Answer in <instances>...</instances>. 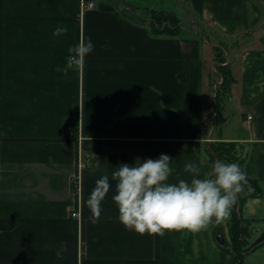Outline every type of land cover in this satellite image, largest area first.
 Wrapping results in <instances>:
<instances>
[{"label": "crops", "instance_id": "1", "mask_svg": "<svg viewBox=\"0 0 264 264\" xmlns=\"http://www.w3.org/2000/svg\"><path fill=\"white\" fill-rule=\"evenodd\" d=\"M157 15L176 19L177 34L155 33ZM58 26L67 34L53 36ZM81 37L94 51L65 75ZM219 53L232 79L220 115ZM220 143L260 187L240 211L239 256L231 213L163 237L119 222L120 164L167 154L169 182L191 179L188 162L202 178ZM104 175L111 188L92 224L86 201ZM262 234L264 0H201L200 12L194 0H0V264H264V238L248 249Z\"/></svg>", "mask_w": 264, "mask_h": 264}, {"label": "clouds", "instance_id": "2", "mask_svg": "<svg viewBox=\"0 0 264 264\" xmlns=\"http://www.w3.org/2000/svg\"><path fill=\"white\" fill-rule=\"evenodd\" d=\"M67 26H58L53 36L67 34ZM94 44L83 37L68 49V69L83 70L85 58L94 51ZM173 159L167 154L158 158H136L134 164L122 163L112 173L116 181L112 200L118 209L119 222L126 230L140 235H159L165 232L187 231L198 233L207 230L213 222L219 224L230 216L238 196L253 189L248 184L245 170L238 163L216 161L210 172L202 176L201 168L192 162L184 165L191 179L169 182L174 169ZM111 188L107 175L95 181L86 201L91 212L90 222H99L105 200Z\"/></svg>", "mask_w": 264, "mask_h": 264}, {"label": "trees", "instance_id": "3", "mask_svg": "<svg viewBox=\"0 0 264 264\" xmlns=\"http://www.w3.org/2000/svg\"><path fill=\"white\" fill-rule=\"evenodd\" d=\"M194 5L198 12L201 11V0H194ZM153 29L155 33H165L167 35H176L179 29V25L176 19L165 16L157 15L154 17ZM225 59L222 53L217 55L216 65H215V74L218 75L220 83L217 84L214 93V107L217 109L218 102H223L228 93L230 86L232 84V79L230 78L229 72L226 69V66L223 65ZM217 112V111H216ZM233 151V146L229 144H211L209 146V152L212 157L213 163L216 161H224L228 163H233L230 158ZM231 159V160H230ZM230 160V161H229ZM248 184L253 189L251 192L247 191V186L245 187V192L238 196L237 202L231 209V225H230V235L233 250L239 256L242 249L245 247V237L247 236V228L244 225L243 220L240 217V211L243 205L252 198L256 193L260 192V187L257 182L248 178ZM238 264H242L239 261Z\"/></svg>", "mask_w": 264, "mask_h": 264}, {"label": "rangeland", "instance_id": "4", "mask_svg": "<svg viewBox=\"0 0 264 264\" xmlns=\"http://www.w3.org/2000/svg\"><path fill=\"white\" fill-rule=\"evenodd\" d=\"M222 103L223 102H218V104H217V109H216V111L219 113V115H220V110H221V107H222ZM223 122H220V121H217V123L215 124V135H218L220 132H222V131H224L225 129H224V126H223V124H222ZM230 158L232 159V155L230 156ZM230 159V160H231ZM233 159H234V157H233ZM229 160V161H230Z\"/></svg>", "mask_w": 264, "mask_h": 264}, {"label": "water", "instance_id": "5", "mask_svg": "<svg viewBox=\"0 0 264 264\" xmlns=\"http://www.w3.org/2000/svg\"><path fill=\"white\" fill-rule=\"evenodd\" d=\"M262 238H264V234H262L261 236H260V238L258 239V240H256L248 249H250V248H252L253 246H255L256 244H258L261 240H262Z\"/></svg>", "mask_w": 264, "mask_h": 264}, {"label": "built area", "instance_id": "6", "mask_svg": "<svg viewBox=\"0 0 264 264\" xmlns=\"http://www.w3.org/2000/svg\"><path fill=\"white\" fill-rule=\"evenodd\" d=\"M91 6H92V5H89V7H91ZM215 88H216V87L214 86V90H215ZM248 119H250V117H248Z\"/></svg>", "mask_w": 264, "mask_h": 264}]
</instances>
